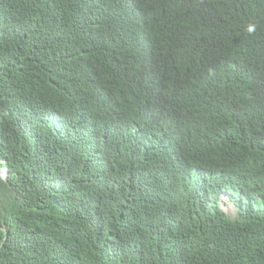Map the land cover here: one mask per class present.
Segmentation results:
<instances>
[{"label":"trees","instance_id":"trees-1","mask_svg":"<svg viewBox=\"0 0 264 264\" xmlns=\"http://www.w3.org/2000/svg\"><path fill=\"white\" fill-rule=\"evenodd\" d=\"M214 40V56L240 53L264 82V0H0V264H264V154L245 159L231 140L260 111V91L199 71L200 43ZM151 46L156 66L137 79L162 85L167 101L125 96L90 116L106 76L121 94L124 67ZM186 67L197 76L177 110ZM55 109L61 118L46 122ZM170 119L162 131L174 129L180 158L220 169L226 184L211 188L231 202L251 197V209L218 202L204 215L191 201L139 199L154 176L134 169L130 145ZM250 137L264 145L263 122L240 141ZM248 173L261 179L233 185Z\"/></svg>","mask_w":264,"mask_h":264},{"label":"clouds","instance_id":"clouds-1","mask_svg":"<svg viewBox=\"0 0 264 264\" xmlns=\"http://www.w3.org/2000/svg\"><path fill=\"white\" fill-rule=\"evenodd\" d=\"M249 30L251 31V29ZM152 44L153 41L150 36L144 35L142 37L141 45ZM216 44H220L218 40L205 42L204 45L200 43L199 52L201 58L199 61V71H208L217 74L219 76L217 81L225 88L233 84H240L241 81H250L259 88L260 92L257 96V103L260 106V111L255 114L253 122H249V124H247V122H242L239 125L240 128L236 131L234 136L231 137V140L234 144V148L241 150L243 146L248 149V154L245 159L262 155L264 154V145L257 143L252 137L245 141L240 140L245 139L246 132L253 135L254 130L260 128L262 122L264 123V82L260 79L254 66L247 65L242 61V55L240 53L236 52L232 56H229L228 58L231 59H219L214 56L210 48L212 45ZM151 47H140L139 50L143 52L142 57L134 64H130L129 67H124V74L129 80L121 87V94L116 93L106 76L100 92L93 95L90 102L87 104L90 110L100 103H113L116 102L118 98L125 96L134 99L145 98L150 101H153V99L162 102L167 101V99L164 98V88L162 85L137 79L149 77L156 66L155 50L154 47ZM69 64L70 63L66 62L64 64V69H67ZM72 75L74 74L71 64L65 72V76L67 78V76ZM196 76L197 74L191 68L186 67L178 78L174 86L176 99L171 100L176 109L179 100L187 93ZM68 81L71 83L69 79ZM206 91L215 92L209 86H207ZM42 113L45 114L47 119L45 121L48 123L61 118L56 116V114H59L58 109ZM90 116L100 118L92 112V110ZM174 120L175 119H170L160 124L154 121L152 123L155 127V134L153 137L151 138L150 136V127L148 130H145L144 133H139L137 139L130 145V154L132 156V166L134 169L151 171L150 174L154 176V180H151L149 177L144 178V180L150 181V183H147L148 187L140 192L139 199L145 202L147 199L152 198L160 203L168 202L176 206H186V203L191 201L188 209L192 207L201 208L204 215H206L210 209L215 210L218 202L220 203V209L224 212L227 210L251 209V197H246L245 201L239 200L237 202H231L226 192L214 191L211 188L209 185L211 181L222 185L226 184L222 177L214 175L219 172L220 169L212 171L210 167L204 166L202 163L184 161L180 158L178 153L179 142L172 137L174 129L169 133H164L162 131V128L172 125ZM28 123L30 124L27 129L28 131L26 132V130H24V132L26 134L34 133L36 131L34 129L36 128H33V122ZM92 124L96 129H98V127H103L105 130L110 129L101 122H93ZM241 132H243V135H241ZM219 134L217 136H219ZM153 141H159L162 144L151 146ZM168 173H170V175L163 180ZM250 175L256 176V180L261 179L260 175L257 173H248L239 177L233 185H244L247 177ZM170 229L171 228L166 227L163 232H170Z\"/></svg>","mask_w":264,"mask_h":264}]
</instances>
